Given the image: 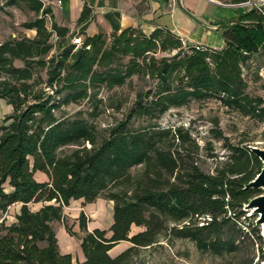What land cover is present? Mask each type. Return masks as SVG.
<instances>
[{"label": "trees", "instance_id": "trees-1", "mask_svg": "<svg viewBox=\"0 0 264 264\" xmlns=\"http://www.w3.org/2000/svg\"><path fill=\"white\" fill-rule=\"evenodd\" d=\"M3 1L32 14L21 27L34 35L0 42V100L11 107L0 123V213L21 204L14 223L0 222V264H129L134 249L156 243L167 222L182 224L173 234L199 249L231 252L233 243H206L201 235L245 216L243 205L261 193L244 189L260 172L259 159L248 148L230 146L229 162L206 174L184 162L189 151L178 150L190 142L187 132L156 123L133 127L132 121L158 120L171 108L211 98L264 120V100L246 93L242 76L248 60L264 50L259 9L223 30L222 49L203 50L165 29L84 36L85 10L78 20L83 38L76 45L74 33L53 22L47 27L51 10L40 0ZM133 77L152 84L136 93L124 118L101 139L85 119L55 115L90 101L96 118L97 91L120 88ZM5 187L12 191L5 193ZM98 198L113 202L112 224L85 232L79 244L84 260L74 263L70 254L59 252L51 224L62 221L70 201L88 204ZM29 203L43 206L33 212ZM86 223L81 214L80 230L86 231ZM132 227L139 231L131 234ZM121 243L130 246L111 256Z\"/></svg>", "mask_w": 264, "mask_h": 264}, {"label": "rangeland", "instance_id": "rangeland-1", "mask_svg": "<svg viewBox=\"0 0 264 264\" xmlns=\"http://www.w3.org/2000/svg\"><path fill=\"white\" fill-rule=\"evenodd\" d=\"M3 3L4 1L0 0V42L15 37L32 38L34 33L21 27L22 23L33 18L32 14L23 8L3 6ZM47 27L49 28L48 25ZM71 42L80 45L78 39L73 38ZM156 56L161 57L164 54L157 53ZM242 76L247 84L246 93L252 98L264 100V50H260L248 60L242 68ZM150 84L152 82L133 77L130 83L120 88L112 90L100 88L96 95V99L100 101L95 111L96 118H92L94 110L93 103L90 101L62 107L55 112V115L85 119L96 127L98 138L101 139L106 136L108 127L124 118L135 100L136 93L145 90ZM9 113L10 108L7 104L0 101V123ZM152 123H156L161 128H179L187 132L190 142L180 146L178 150L184 155L186 154L183 149L189 151L190 157L185 156L184 162H193L206 174H214L217 169L229 162L230 146L245 147L249 151L251 147L264 149V120L245 116L234 109L227 108L217 99L191 101L185 106L171 108L158 120L135 119L132 121L133 127H145ZM140 169L137 167L131 172L135 173ZM99 203H103L102 218L95 217L94 213L92 216L88 213L90 208ZM242 210L245 216L240 220L232 219L218 232H204L201 235L206 243L211 241L224 245L233 243L231 252L223 251L217 254L209 249H199L194 241L179 238L173 234L172 228H180L182 224L167 222L157 236L156 243L134 249L129 264H260L263 260L262 228L255 224L256 216H249V212L243 208ZM112 213L113 202L104 198L96 199L90 206H86L82 201H70L69 206L64 209L62 221L55 222L52 228L55 232L65 231L73 239L74 244H78V241L80 244L81 233L83 235L87 232V224L89 227L100 225L101 228H107ZM81 214L87 222L86 231L80 230L79 227ZM255 229L257 230L254 231ZM138 231V228H131V234ZM74 244L73 249L76 251ZM129 246V243H121L112 251V254L120 253ZM75 257L77 256L72 255V258L75 259Z\"/></svg>", "mask_w": 264, "mask_h": 264}, {"label": "crops", "instance_id": "crops-1", "mask_svg": "<svg viewBox=\"0 0 264 264\" xmlns=\"http://www.w3.org/2000/svg\"><path fill=\"white\" fill-rule=\"evenodd\" d=\"M44 6L51 10L52 19H48L47 25L51 23L65 28L69 33H74V38L81 41L82 35L78 34L80 25L78 20L85 10L86 26L84 36L90 37L99 33L110 35L113 32H121L127 28H137L144 34H150L155 29H165L178 37L183 44L197 47L220 50L224 47L222 32L224 29L235 24L239 16L251 9L258 7L264 9V0H40ZM58 1L60 3H58ZM250 2L247 8L239 4ZM34 33V31H32ZM3 101V100H0ZM10 108L11 107L7 105ZM9 113V114H10ZM8 115V114H7ZM39 181L44 180V175L36 173ZM12 188L5 187L4 192L10 193ZM82 201L83 200H76ZM70 204V203H69ZM90 206L91 203H85ZM103 203L93 206L88 213L95 217H101L104 213ZM43 206V203H29L27 207L35 212ZM69 206V205H68ZM67 206V207H68ZM20 203L11 205L3 214L0 213V222L6 225L15 222V216L19 214ZM66 207L63 208V212ZM79 212H81L79 210ZM113 215V213H112ZM93 220V219H91ZM55 222L51 225L53 226ZM92 223V222H91ZM98 224V223H97ZM112 224V216L107 228L100 225L87 227V232L94 229L108 230ZM55 232V231H54ZM85 233H81L83 237ZM57 245L61 254L75 255L73 262H82L83 254L78 244L73 243L65 231L55 232ZM76 245V251L73 249ZM119 246V245H117ZM115 246L109 254L117 247ZM76 252V254H74Z\"/></svg>", "mask_w": 264, "mask_h": 264}, {"label": "water", "instance_id": "water-1", "mask_svg": "<svg viewBox=\"0 0 264 264\" xmlns=\"http://www.w3.org/2000/svg\"><path fill=\"white\" fill-rule=\"evenodd\" d=\"M250 151L259 159L262 166L260 172L244 186V189L259 190L261 193L249 199L243 205V209L249 212V216H256L255 224L262 228L263 260L260 264H264V149L251 147Z\"/></svg>", "mask_w": 264, "mask_h": 264}, {"label": "built area", "instance_id": "built-area-1", "mask_svg": "<svg viewBox=\"0 0 264 264\" xmlns=\"http://www.w3.org/2000/svg\"><path fill=\"white\" fill-rule=\"evenodd\" d=\"M204 1H207V2H214V0H204ZM58 3H60L58 1ZM240 7H243V8H247V7H250L251 6V3L250 2H244V3H241L239 4ZM257 9H259V11L262 13L263 17H264V9L258 7ZM57 39L55 37H53V42H55ZM199 49H205V48H199Z\"/></svg>", "mask_w": 264, "mask_h": 264}]
</instances>
